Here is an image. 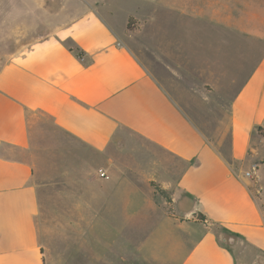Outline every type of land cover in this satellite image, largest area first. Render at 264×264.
<instances>
[{"label": "crops", "instance_id": "0c3cea01", "mask_svg": "<svg viewBox=\"0 0 264 264\" xmlns=\"http://www.w3.org/2000/svg\"><path fill=\"white\" fill-rule=\"evenodd\" d=\"M0 31V264H264V0H0Z\"/></svg>", "mask_w": 264, "mask_h": 264}, {"label": "rangeland", "instance_id": "374dc122", "mask_svg": "<svg viewBox=\"0 0 264 264\" xmlns=\"http://www.w3.org/2000/svg\"><path fill=\"white\" fill-rule=\"evenodd\" d=\"M0 33H1V31H0ZM12 44L13 43L9 42V47L13 48V45ZM0 64H1V56H0ZM200 122H202L203 126H205V127L206 126H209V124H205L203 121H200ZM208 132H210V130ZM157 190H158V192H159L160 195H162V196H168L167 195V192L164 191V190H162V189H160L159 187H157Z\"/></svg>", "mask_w": 264, "mask_h": 264}, {"label": "built area", "instance_id": "2783aa9c", "mask_svg": "<svg viewBox=\"0 0 264 264\" xmlns=\"http://www.w3.org/2000/svg\"><path fill=\"white\" fill-rule=\"evenodd\" d=\"M247 174H249V173H247ZM100 175L105 176L106 174H105V172L101 171Z\"/></svg>", "mask_w": 264, "mask_h": 264}, {"label": "trees", "instance_id": "16d2710c", "mask_svg": "<svg viewBox=\"0 0 264 264\" xmlns=\"http://www.w3.org/2000/svg\"><path fill=\"white\" fill-rule=\"evenodd\" d=\"M129 28H131L130 24L128 25Z\"/></svg>", "mask_w": 264, "mask_h": 264}]
</instances>
